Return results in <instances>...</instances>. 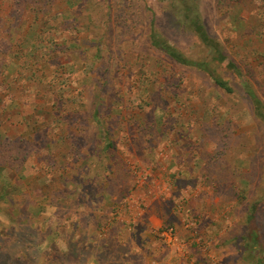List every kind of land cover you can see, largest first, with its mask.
Returning a JSON list of instances; mask_svg holds the SVG:
<instances>
[{
	"label": "rangeland",
	"instance_id": "1",
	"mask_svg": "<svg viewBox=\"0 0 264 264\" xmlns=\"http://www.w3.org/2000/svg\"><path fill=\"white\" fill-rule=\"evenodd\" d=\"M8 137L33 151L0 162V264H264V0H0Z\"/></svg>",
	"mask_w": 264,
	"mask_h": 264
},
{
	"label": "trees",
	"instance_id": "2",
	"mask_svg": "<svg viewBox=\"0 0 264 264\" xmlns=\"http://www.w3.org/2000/svg\"><path fill=\"white\" fill-rule=\"evenodd\" d=\"M38 8V4L35 6V9ZM39 10V9H37ZM185 10L188 12H193L192 8L190 7V5H186L185 6ZM189 17V15H188ZM191 17V16H190ZM152 27H151V31L149 34V39H150V43L157 49H159L160 51H162L163 53L167 54L169 57H171L173 60H175L178 63L187 65V66H192L197 70H201L205 73H207L212 80L221 88H223L224 90H226L227 92H232L233 91V87L231 86V84L229 83V81L227 79H225L224 77H222L219 72L217 71V68H215L212 65L211 60L206 59L205 58H197V59H190L188 57H186L183 53H181V51H179V49L172 43L170 42L164 35H162L156 28L154 25L155 22V18L153 17L152 20ZM191 22L193 25L194 30L196 31V33L198 34L200 40L202 41L203 45L207 46L209 48V50L211 51V56L213 60H217L218 62H222V61H228V66L231 67L233 70H237V65L235 64V62L231 59L228 60V57L226 56L224 50L221 48V44L220 42L213 36H211L206 28L204 27V25L201 23V19L199 16L196 17H192L191 18ZM37 23L36 21L34 22V24ZM37 27H35L36 29ZM246 92L249 95V97L251 98L254 106L256 109H260V111L262 110L261 108H263V101L260 98V96L258 95L257 91L249 84L247 83L246 87ZM1 139V138H0ZM11 139V140H10ZM18 139H22V143L20 142H15L13 144V142L15 141V139L13 140L12 137H8L7 139H5L4 141L1 140V142H4L3 144L0 145V162L1 163H8L9 161H6V158L9 156H5V153H8L10 150H12V158L11 159H15L17 156H20L23 159H26L27 156H30V152L33 151V149L31 148V150H29L28 148H25L24 146L26 145H21V144H26L24 142V140H27L25 137L24 138H18ZM4 145H7V147H4ZM73 145V144H72ZM29 146V145H28ZM16 150V154L15 151ZM19 152V154H18ZM14 156V157H13ZM0 167H7L9 168V166L7 164H0ZM10 169V168H9ZM22 213H25L24 210L21 211ZM28 215V214H27ZM26 216V215H25ZM14 225V224H13ZM12 225V226H13ZM13 230L15 229V232H19V234L21 235V229H24V226L17 228H12ZM27 229V228H26ZM24 229V230H26ZM35 235H39L38 233H35ZM29 242V241H26ZM107 245L104 246V249L106 248ZM25 249H27L26 247H22L20 249V253L19 256L25 258L23 255H20L21 253H23L24 255H26ZM7 253L6 254H11V250L9 249V244L7 245V248L5 250ZM31 255L32 254H28L27 258L30 261L31 260ZM26 259V258H25ZM51 264H59L58 260H54L51 262Z\"/></svg>",
	"mask_w": 264,
	"mask_h": 264
}]
</instances>
